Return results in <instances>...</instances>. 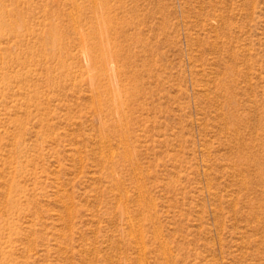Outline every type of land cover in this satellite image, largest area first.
I'll return each mask as SVG.
<instances>
[{
	"label": "rangeland",
	"instance_id": "rangeland-1",
	"mask_svg": "<svg viewBox=\"0 0 264 264\" xmlns=\"http://www.w3.org/2000/svg\"><path fill=\"white\" fill-rule=\"evenodd\" d=\"M0 264H264V0H0Z\"/></svg>",
	"mask_w": 264,
	"mask_h": 264
},
{
	"label": "bare ground",
	"instance_id": "bare-ground-1",
	"mask_svg": "<svg viewBox=\"0 0 264 264\" xmlns=\"http://www.w3.org/2000/svg\"><path fill=\"white\" fill-rule=\"evenodd\" d=\"M113 49L114 50H117V48L116 47H113ZM113 49H112V52H113ZM111 51V50H110ZM115 52V51H114ZM114 52H113V54H114ZM101 57H104L105 58V56L104 55H100Z\"/></svg>",
	"mask_w": 264,
	"mask_h": 264
}]
</instances>
